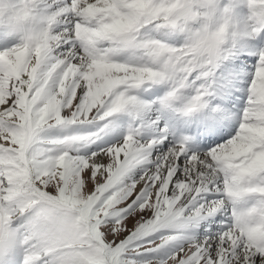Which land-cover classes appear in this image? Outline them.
I'll use <instances>...</instances> for the list:
<instances>
[{"label":"snow or ice","instance_id":"obj_1","mask_svg":"<svg viewBox=\"0 0 264 264\" xmlns=\"http://www.w3.org/2000/svg\"><path fill=\"white\" fill-rule=\"evenodd\" d=\"M0 264H264V0H0Z\"/></svg>","mask_w":264,"mask_h":264}]
</instances>
